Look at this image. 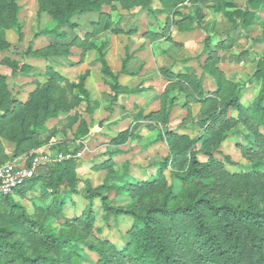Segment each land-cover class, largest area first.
Returning <instances> with one entry per match:
<instances>
[{
  "label": "rangeland",
  "instance_id": "rangeland-1",
  "mask_svg": "<svg viewBox=\"0 0 264 264\" xmlns=\"http://www.w3.org/2000/svg\"><path fill=\"white\" fill-rule=\"evenodd\" d=\"M220 1L186 0L167 8L163 0H14L20 28L11 26L10 10L4 11L0 23V33L4 30L10 43L4 47L0 42V75L6 77V91L0 98V170H24L37 159L36 175H43L50 165L73 160L78 191L61 187L69 198L63 215L75 218L85 213L90 199L82 191L90 184L106 196L93 201L94 234L123 249L134 219L109 208L130 203L124 190L128 180L157 176V164L169 154L168 142L161 138L164 129L194 137L201 132L196 121L202 113L223 106L236 93L244 103L254 102L264 85V79L256 77L259 60L264 58V3L252 7L249 0H225L235 5L229 11L249 7L255 12L248 24L242 18L234 24L212 7ZM55 2L62 11L69 3L72 9H91L71 16L76 25H63L52 15ZM199 6L207 13L203 27L183 18ZM54 28L66 36L43 33ZM102 58L120 73L117 92L102 72ZM23 64H30L31 70H19ZM187 69L194 73L195 84L198 78L204 80L209 100L199 102L183 89L185 83L171 76L172 70ZM52 70L65 74L89 96L80 86L69 90L62 81L61 92L73 107L63 109L61 100L42 105L39 113L25 109L23 102L49 81ZM13 108L22 110L16 118ZM155 110L160 113L149 115ZM236 130L222 147L236 162L227 167L231 172H249V161L237 147V142L247 143L243 127ZM165 174L169 177L170 170ZM43 188L38 182L24 197L17 193L14 197L34 213L36 204L45 203L39 198ZM50 221L58 230L64 219L53 216ZM80 246L86 254L83 264H94L98 255L83 243Z\"/></svg>",
  "mask_w": 264,
  "mask_h": 264
},
{
  "label": "trees",
  "instance_id": "trees-1",
  "mask_svg": "<svg viewBox=\"0 0 264 264\" xmlns=\"http://www.w3.org/2000/svg\"><path fill=\"white\" fill-rule=\"evenodd\" d=\"M163 1L169 8L178 7L186 0ZM262 2L264 0H249L252 7H258ZM68 6L62 11L55 2L52 15L59 24L74 26L76 23L71 21V16L91 9L85 6L72 9L70 3ZM234 6L231 2L221 1L214 9L234 24L239 22L238 18L245 24L253 20L255 12L249 7L245 11L227 10ZM6 10L11 11V26L19 29L14 0H0L1 24ZM151 11L154 10L151 8ZM204 15L197 7L195 15H184L183 18L190 24L200 25ZM43 33L59 38L66 36L56 28ZM1 41L4 47L10 46L4 30L0 33ZM101 62L104 76L111 79L110 85L119 91L120 73L112 71L106 58ZM31 68L30 64H23L19 70L27 72ZM48 74L49 81L39 85L23 102L25 109L32 108L39 113L42 105L45 107L61 100L65 110L74 106L61 92L60 82L64 81L69 90L80 85L57 71ZM171 76L185 83L183 89L199 102L210 99L200 79L195 84L189 74L171 72ZM256 77L264 79V58L259 60ZM5 79L0 75V98L6 91ZM80 88L89 96L86 89ZM78 93L76 98L81 100ZM20 111L13 108L11 113L16 118ZM159 113L154 111L149 115ZM196 125L201 132L194 137L187 132L165 128L161 138L168 142L169 154L157 164V176L148 180H128L124 190L131 197L130 203L124 208H109L134 219L128 230L130 240L123 249L94 234L96 209L93 201L106 196L90 184L82 191L90 199L85 213L75 218L63 215L69 198L65 194L67 190L61 187L69 185L72 191H78L79 180L73 160L50 165L48 173L25 180L14 194L0 190V264H83L86 254L80 243L98 255L94 264H264V133L261 131L264 85L254 102L246 104L236 93L223 106L202 113ZM240 126L247 143L237 142V147L249 161V172H231L227 164L236 165V162L222 149ZM201 156L206 159L202 160ZM167 169L170 170L169 177L165 174ZM38 182L44 185L39 198L45 203L36 204L35 212L30 213L14 195L24 197ZM53 216L64 219L58 230L50 221Z\"/></svg>",
  "mask_w": 264,
  "mask_h": 264
},
{
  "label": "built area",
  "instance_id": "built-area-1",
  "mask_svg": "<svg viewBox=\"0 0 264 264\" xmlns=\"http://www.w3.org/2000/svg\"><path fill=\"white\" fill-rule=\"evenodd\" d=\"M38 160L33 166L24 170H15L13 167H7L0 170V190L5 194H11L23 184L27 179L36 176Z\"/></svg>",
  "mask_w": 264,
  "mask_h": 264
},
{
  "label": "crops",
  "instance_id": "crops-1",
  "mask_svg": "<svg viewBox=\"0 0 264 264\" xmlns=\"http://www.w3.org/2000/svg\"><path fill=\"white\" fill-rule=\"evenodd\" d=\"M223 1H225V0H223ZM221 2V1H220ZM219 2V3H220ZM227 2H230V1H227ZM219 3H217V4H219ZM232 3V2H231ZM217 4H215V5H213L212 7H214V6H216ZM202 10H203V12H204V18L200 21V25H198L197 27H203V21H204V19L206 18V16H207V13H206V11L204 10V8L203 7H201V6H199ZM196 10H197V8H196ZM178 13H180V10L178 11ZM196 14V11H195V13L194 14H188V15H195ZM178 20V21H177ZM176 21H177V23L178 24H180V22H179V18L177 19ZM121 29V28H120ZM188 31V30H187ZM110 65V64H109ZM110 67H111V65H110ZM112 69V68H111ZM112 71H113V69H112ZM114 72V71H113ZM172 73H175V74H189L190 75V77L191 78H194V73H192L191 71H189L188 69L186 70V71H181V72H176V71H174V70H172L171 71ZM115 73V72H114ZM115 74H118V73H115ZM64 76H65V74H63ZM119 76H120V74H119ZM195 76H197V73H196V75ZM66 77V76H65ZM68 78V77H67ZM176 78V77H175ZM173 79V78H172ZM172 79H170V80H172ZM198 79H200L201 81H202V86H203V89H204V80H202V78H198ZM155 111H157V110H155Z\"/></svg>",
  "mask_w": 264,
  "mask_h": 264
}]
</instances>
